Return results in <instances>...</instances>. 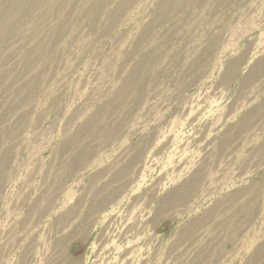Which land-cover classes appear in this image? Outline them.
Wrapping results in <instances>:
<instances>
[{
	"label": "rangeland",
	"instance_id": "374dc122",
	"mask_svg": "<svg viewBox=\"0 0 264 264\" xmlns=\"http://www.w3.org/2000/svg\"><path fill=\"white\" fill-rule=\"evenodd\" d=\"M0 264H264V0H0Z\"/></svg>",
	"mask_w": 264,
	"mask_h": 264
}]
</instances>
